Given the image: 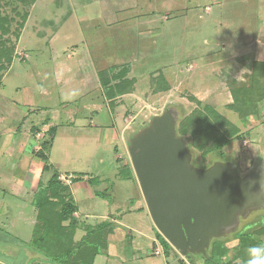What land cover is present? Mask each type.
Segmentation results:
<instances>
[{"label":"rangeland","instance_id":"374dc122","mask_svg":"<svg viewBox=\"0 0 264 264\" xmlns=\"http://www.w3.org/2000/svg\"><path fill=\"white\" fill-rule=\"evenodd\" d=\"M0 12L12 18L3 38L15 56L0 71V264H51L29 240L33 191L53 170L85 175L70 184L81 224L75 239L84 225L112 223L93 264H203L202 253L182 256L156 240L129 141L166 109L179 121L209 104L245 135L205 159L191 148V163L230 160L242 175L256 162L264 165V100L246 121L225 106L232 100L229 79L248 82L253 62L264 61V0H0ZM122 67L121 79L133 80V90L110 100L102 78L113 84ZM160 76L169 87L154 92ZM50 126L51 168L42 174L34 153ZM129 169L132 178L124 176ZM262 224L264 208L254 209L236 231Z\"/></svg>","mask_w":264,"mask_h":264},{"label":"trees","instance_id":"16d2710c","mask_svg":"<svg viewBox=\"0 0 264 264\" xmlns=\"http://www.w3.org/2000/svg\"><path fill=\"white\" fill-rule=\"evenodd\" d=\"M21 18L22 21L18 25L20 29L24 25L26 13ZM11 21L12 18L2 15L0 12V71L15 57L14 49L8 45V37L3 38L4 35L11 32ZM16 32L18 33V30ZM18 35L19 33L17 37ZM251 68L252 74L248 75V82L239 81L241 83H238L232 78L227 83L232 100L225 106L238 112L242 121H246L249 116H258L260 111L258 103L264 100V61H254ZM109 70L111 71V67ZM125 71L126 68L122 67L117 76L112 75L113 79L110 78V80H114L113 84L107 85L109 79L106 78L107 76L104 80L102 78V85L105 87L104 94L110 100L116 95L133 90V80L121 79L124 77ZM153 85L154 92L165 91L169 87L163 76L155 79ZM197 103L199 102L197 101ZM0 114L3 116L5 113L0 111ZM24 120L25 118H20L18 131ZM31 129L32 132L36 131L34 127ZM176 131L179 136L185 138L191 153V161L194 156L193 149L199 152L202 159H205L212 156L213 153L222 152V149L232 139H242L245 135L209 104L195 107L189 114L182 116L176 124ZM55 133L56 127L50 126L47 129L46 137L40 142L39 150L34 153L43 163L42 174L51 168L48 153L52 147ZM131 174L129 169L124 176L132 178ZM72 176L71 182L74 183L81 181L85 175L80 173ZM87 181L89 184H94L91 182L93 178H87ZM70 184L60 179V174L56 170L52 171L45 183H42L41 178L37 181L31 198L36 216L29 247L51 264H93L101 249L103 251L104 246L108 245L106 238L112 231V223L105 219L96 225H84V233L78 240L75 239L76 231L81 228V224L74 215L78 212V206L72 196ZM94 193L98 196H105L104 191ZM262 237H264V224L257 229L238 230L227 238H215L206 248L203 264H247L250 259L248 249L264 246ZM230 238L236 239V244L232 247L227 245ZM156 240L165 249L173 250L159 232H156ZM199 255L201 256V253Z\"/></svg>","mask_w":264,"mask_h":264},{"label":"water","instance_id":"95a60500","mask_svg":"<svg viewBox=\"0 0 264 264\" xmlns=\"http://www.w3.org/2000/svg\"><path fill=\"white\" fill-rule=\"evenodd\" d=\"M177 113L166 109L129 141L128 153L149 216L182 256L206 254L215 238L235 232L240 217L264 208V167L240 174L233 161L191 163Z\"/></svg>","mask_w":264,"mask_h":264},{"label":"clouds","instance_id":"9594fccd","mask_svg":"<svg viewBox=\"0 0 264 264\" xmlns=\"http://www.w3.org/2000/svg\"><path fill=\"white\" fill-rule=\"evenodd\" d=\"M250 259L247 264H264V246H255L248 249Z\"/></svg>","mask_w":264,"mask_h":264},{"label":"flooded vegetation","instance_id":"af4514ba","mask_svg":"<svg viewBox=\"0 0 264 264\" xmlns=\"http://www.w3.org/2000/svg\"><path fill=\"white\" fill-rule=\"evenodd\" d=\"M209 164H206V163H198V164H196V166L197 167H200V168H205V167H207ZM261 168V167H264V165L263 164H260V162H256L255 163V165L250 169V170H253L254 168ZM213 240V239H212ZM211 240V241H212ZM210 241V242H211ZM210 244V243H209Z\"/></svg>","mask_w":264,"mask_h":264},{"label":"built area","instance_id":"2783aa9c","mask_svg":"<svg viewBox=\"0 0 264 264\" xmlns=\"http://www.w3.org/2000/svg\"><path fill=\"white\" fill-rule=\"evenodd\" d=\"M73 178L72 175H68V176H60V179L64 180L66 183L70 184L71 183V179ZM155 253H159L158 250H155Z\"/></svg>","mask_w":264,"mask_h":264},{"label":"crops","instance_id":"0c3cea01","mask_svg":"<svg viewBox=\"0 0 264 264\" xmlns=\"http://www.w3.org/2000/svg\"><path fill=\"white\" fill-rule=\"evenodd\" d=\"M1 140H2V136H1V138H0V141H1ZM13 184H14V183H13ZM76 232H77V231H76ZM173 249H174V248H173ZM155 250H158V251H159V253H157V254H156V253H155ZM174 250H175V249H174ZM153 254H155V255H159V254H160V250H159V249H157V248H155V249H154V251H153Z\"/></svg>","mask_w":264,"mask_h":264}]
</instances>
